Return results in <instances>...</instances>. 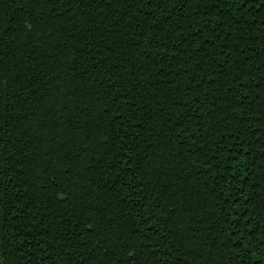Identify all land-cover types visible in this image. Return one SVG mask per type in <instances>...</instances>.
<instances>
[{
  "label": "trees",
  "instance_id": "trees-1",
  "mask_svg": "<svg viewBox=\"0 0 264 264\" xmlns=\"http://www.w3.org/2000/svg\"><path fill=\"white\" fill-rule=\"evenodd\" d=\"M0 264H264V0H0Z\"/></svg>",
  "mask_w": 264,
  "mask_h": 264
}]
</instances>
